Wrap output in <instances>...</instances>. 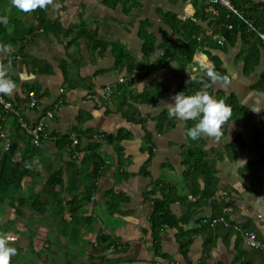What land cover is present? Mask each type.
Returning <instances> with one entry per match:
<instances>
[{
    "label": "crops",
    "instance_id": "crops-1",
    "mask_svg": "<svg viewBox=\"0 0 264 264\" xmlns=\"http://www.w3.org/2000/svg\"><path fill=\"white\" fill-rule=\"evenodd\" d=\"M137 2L123 13L119 5L108 8L101 0H56L60 7L50 6L46 11L51 29L23 33L18 54L17 47L6 38L14 34L15 21L21 23L19 30L24 32L31 25V14L17 10L11 0L3 4L0 0V16L8 17L2 39L0 23V45H12L11 54L0 53V57L6 64L10 62V76L17 84L11 96H3L29 124L37 120L45 106L53 105L45 135L36 154L31 155L33 165L44 172L60 168L63 181L71 173L72 161L78 168L89 169L80 163L88 153L89 139L76 137L78 150L72 153L58 151L53 145L54 139L72 131L80 117L84 118L78 124L80 131L87 129L91 135L116 136L119 129L127 134L118 142L97 144L95 152L101 157L102 171L89 197L90 203H83L76 211L89 216L90 223L79 226L80 237L75 243L71 244L58 232L59 219L65 218L68 206L56 214L58 208L51 204L44 216L26 206H17L14 211L11 208L14 215L0 223V233L12 237L11 246L18 252L10 264H264L260 251L245 247L237 234L219 227H203L199 221L226 208V218L254 230L256 238L264 241V48L257 46L256 63L245 68L240 56L248 44L236 35L233 44H224L223 49L198 47L183 68H178L172 59L159 67L156 60L161 51V33L167 39L178 40L174 44L178 49L190 29L187 25L183 31L179 25L193 23L200 29L195 38L200 39L210 33L215 9L206 0ZM251 2L256 13L264 12V0ZM141 21L148 23L145 30L153 37L152 51L147 56L141 55V39L137 35ZM168 21L173 27L168 26ZM260 26L264 28V15ZM77 28L96 39L118 43L133 58V72L142 62L144 76H125L124 68L114 70L108 48L91 49L84 37L71 40ZM210 39L222 41L217 35ZM205 52L216 56L226 80L213 83L198 71L201 63L209 61ZM204 78L212 88V95L221 92L243 109L223 126V136L218 142L205 137L194 140L205 163L213 170L215 181L210 197L202 195L201 177L183 175L181 154L189 144L184 121L176 119L175 125L163 133L154 131L155 117L161 110H167L165 102L172 103L171 96L179 93V80L196 85ZM128 79L133 96L156 84L165 94L158 95L155 103L127 99L129 107H122L130 113L127 115L130 119H124L108 97L111 88ZM32 85L41 94L36 109L26 105L31 92L26 95L25 88ZM145 130L152 134L149 157L142 141ZM25 139L22 133L14 132L10 117L0 108V148L4 143L14 142L12 151L17 157ZM115 144L121 148L119 157ZM109 194L117 197L113 200L115 206L111 205ZM61 196L66 199L69 194L62 192ZM164 196L171 198L167 203L169 217L173 218L169 219L170 226L151 222L154 202ZM120 197L124 199L117 202ZM50 212L55 213L53 218ZM97 234L113 239V244L103 249L91 247ZM186 241L182 252L180 243ZM103 243L95 246L103 247Z\"/></svg>",
    "mask_w": 264,
    "mask_h": 264
},
{
    "label": "trees",
    "instance_id": "trees-1",
    "mask_svg": "<svg viewBox=\"0 0 264 264\" xmlns=\"http://www.w3.org/2000/svg\"><path fill=\"white\" fill-rule=\"evenodd\" d=\"M229 1L236 14L222 8L217 4H211V6L215 9L214 19L210 24L211 31L209 34L202 36V38L200 39L195 38V35L200 32V29L191 22H187L185 24L181 23L179 25V27L183 29V31L184 28L187 27V25L190 27V29H188V34L187 36H185L184 43L180 42V47L178 49L174 47V44L178 40L167 39L161 33V51L156 60L158 66L161 67L167 60L172 59L177 64L178 68H183L184 65L190 61L191 55L198 49V47L208 46L210 48L214 47L223 49L224 44H233L236 39V35L239 36L240 40H242L243 42H247L248 44V47L245 50L244 54L240 56L243 67L249 68L253 66L256 63L257 46L259 45L264 48V45L258 40L255 32L251 29V27H253L257 31L264 32V28L260 26V22L262 20L264 12L258 10L256 13L255 6L254 4H252L251 0ZM3 2H6V0H1V4H3ZM101 3L108 8H113L114 6L119 5L120 10L123 13H127L131 7L138 4L137 0H101ZM46 11L47 9H38L32 12L31 25L28 26V28H26L27 30L25 29L24 32L22 30H19L21 28V23L17 21L14 22V34H9L8 36L10 37L6 38V40L9 41L13 46L17 47L16 52L18 54H21L20 52L22 50L23 33L28 34L33 30H42L43 32H45L46 30L51 29V24L46 18ZM171 20H173L174 22L173 16L171 17ZM167 23L170 28L173 27L169 21ZM227 25H229L230 27L227 28ZM147 26L148 23L146 21H141L138 24L137 30V35L141 39L140 51L141 55L143 56H147L152 51L153 45V37L145 30ZM4 32L5 25L1 23V39L3 38ZM212 35H217L219 38L221 37V44H218L217 42H215V40L211 41L210 37ZM79 37H84L88 44V47L91 49L103 50L104 48H108L109 54L113 57L112 68L114 70L118 71L121 68H124L125 76L133 75L138 78L144 76V73L142 72V62L136 65V71L133 72L132 68L135 67H133V58L128 55L118 43L96 39L92 34H83V31L77 28L75 35L71 38V40L75 41L76 38ZM222 44L223 46H221ZM205 54L207 55L209 61L214 64L216 71L222 76L226 77L222 73V69L219 68V60L216 58V56L211 55L208 52H205ZM122 80L119 82V84L110 89L111 93L109 94L108 98L112 106L115 107V110H119L124 119H130V117L127 116H130V113L126 111L127 109H124L122 107L124 105L125 107H129L127 99L132 98L133 100H135V102L155 103L158 95L164 96L165 94L162 88L158 84H156L151 86L143 94L133 96L128 89L131 80ZM206 82L207 80L206 78H204L196 85H193V83L180 79L177 85V91L184 92L186 95H190L203 87ZM25 89L26 95L28 94V92H32V96L35 99L36 105L39 106L38 97H41V94L38 93V89L33 85L28 86ZM208 91L212 94L211 87H209ZM214 96L218 99H225L226 103L232 107L233 115L231 119L242 113V107L239 106L231 97L225 98L223 97V94L221 92H216ZM46 109L52 110L53 105L50 104L48 106H45L40 114H42ZM7 116L10 117L11 123L12 125H14V132L22 133L24 137H26V139L24 140V145L17 157L14 156V151H12L11 153L9 152L8 147H4L3 145L0 148V202L4 201L10 208H13V211L17 206H26L30 210L37 211V213H39L41 216H44L45 209H47V207L51 204H53L55 207L57 206L58 210L55 211L56 214L60 212L59 210H61L63 206H68L66 207L67 211L65 218L63 219L61 217L59 219V225L61 229H59L58 232L61 235L65 236L67 241L71 244L75 243L80 237L79 226L90 223L89 216H81L76 213V211L79 210L80 206L83 203H90L89 197L91 196V193L94 192L96 187V179L102 171L101 157L95 152L98 146L97 144H99L100 142H105L108 144L118 142L127 135L126 131L119 129L116 136L101 133V137L95 140L94 138H92L91 131L88 132L87 129H83L80 131L78 124H81L84 118H77L76 126L71 127V130L76 133L77 139L78 137L83 136L85 139H89L91 141L90 146L87 148L88 153L86 154V156L80 159V163L83 166H89V169L85 170L86 168H78L75 165L74 161L71 160V173L63 181L61 178L60 168H57L55 171L50 170L44 172L43 169L37 168L35 165H33L31 155L36 154L37 146L34 147L30 145L27 136L19 129L15 116L8 112ZM175 122L176 118H168L167 110H161L155 117L154 131L156 133H163L172 128L175 125ZM194 123L195 122L191 120L184 121L185 135L187 129L189 127H192ZM68 133L69 132L63 133L58 138L53 140V145L58 151L67 150L69 153H72L75 149L78 150V143H76L73 148L70 147ZM142 138L145 146L144 149H146L147 155L149 157L152 153V134L149 131L145 130ZM187 139L189 141V144L181 154L182 163L185 166L183 175L192 178H194V176L196 175L201 177L203 180L202 195L204 197H210L213 193V190L210 188L214 186L215 181L212 174L213 170L208 164L205 163L200 147L194 142V140H191L188 137ZM114 148L117 156L119 157L121 148L117 144L114 145ZM62 192H64L65 194H69V197L64 199L61 196ZM109 195L110 197L108 198L112 203L110 204L115 206L113 200H115L117 197L114 194ZM122 199H124V197H120L117 202L121 201ZM169 201H171V198H166V196H164V198H161L154 202V216L151 220L152 223L166 224L169 226L172 225L169 219H172L171 221H173V218L169 217L167 211V203ZM49 215L50 217H52L55 215V213L50 212ZM226 219L229 221V223H234L228 218ZM201 225L203 227L206 226L207 228H212L207 225ZM214 227H219L221 229L231 231V228L229 227H222L220 225H216ZM98 242L105 243H103V247L95 246L96 244H98ZM186 243L187 241L183 244L180 243L182 252L184 251ZM112 244L113 239H110L106 235L101 236L97 234L94 239V244L91 243V247L103 249ZM89 259L93 261L92 257ZM87 264L94 263L87 262Z\"/></svg>",
    "mask_w": 264,
    "mask_h": 264
},
{
    "label": "clouds",
    "instance_id": "clouds-1",
    "mask_svg": "<svg viewBox=\"0 0 264 264\" xmlns=\"http://www.w3.org/2000/svg\"><path fill=\"white\" fill-rule=\"evenodd\" d=\"M17 10L31 14L36 10H46L48 7L59 8L56 0H11ZM0 23L7 25L8 17L0 16ZM12 45H0V53L11 54ZM11 64L5 63L0 57V95L11 96L16 87V82L10 76ZM198 71L204 74L209 81L215 83L227 78L218 73L211 61L201 63ZM195 77H190L194 79ZM205 83L203 87L193 94L184 92L171 96L172 103H166L169 119L176 118L180 121H194V125L186 131V136L192 140L201 137L219 141L223 136V126L233 115L232 107L223 98H216ZM12 239L5 233H0V264H10L12 257L18 254L17 249L11 246Z\"/></svg>",
    "mask_w": 264,
    "mask_h": 264
},
{
    "label": "built area",
    "instance_id": "built-area-1",
    "mask_svg": "<svg viewBox=\"0 0 264 264\" xmlns=\"http://www.w3.org/2000/svg\"><path fill=\"white\" fill-rule=\"evenodd\" d=\"M206 2L210 5L217 4L222 8L236 14L229 0H206ZM226 27L229 28L230 26L227 25ZM251 29L255 32V35L258 38V40L264 45V32L257 31L253 27H251ZM216 42L218 44H221L222 41L221 39H217ZM104 91L107 92L108 87H105ZM26 105L29 108H37V105L35 104V99L32 96V92L29 93V100L27 101ZM0 107L2 108L3 111L11 113L12 115L15 116L19 129L27 136L30 145L34 147L38 146L41 138L45 135V128L47 126V122L52 118V111L44 110L36 121L29 124L25 121V119H23L19 111L12 105L10 100H8L3 95H0ZM100 135L101 134L98 135L94 134L92 135V138L94 139L100 138L101 137ZM68 139L70 140L71 145L76 144L77 142L75 133L73 131H70L68 133ZM7 145L8 143H4V147H7ZM224 210H226V208H224L221 213L215 216L202 217L200 219V223L203 225H207L209 227L220 225L222 227L231 228V231L238 235L241 243L245 247L249 249L259 250L261 253V259L264 260V241H259L256 238V233L254 230L244 228L235 222L229 223V221L225 217Z\"/></svg>",
    "mask_w": 264,
    "mask_h": 264
},
{
    "label": "rangeland",
    "instance_id": "rangeland-1",
    "mask_svg": "<svg viewBox=\"0 0 264 264\" xmlns=\"http://www.w3.org/2000/svg\"><path fill=\"white\" fill-rule=\"evenodd\" d=\"M24 208L26 209V207H24ZM1 211H2V214H4V216H1ZM31 213L36 215L34 212H31ZM13 215L14 214H13L11 208L9 206H6V204H4V201L0 202V223H1V220L6 219L10 216L12 217Z\"/></svg>",
    "mask_w": 264,
    "mask_h": 264
},
{
    "label": "water",
    "instance_id": "water-1",
    "mask_svg": "<svg viewBox=\"0 0 264 264\" xmlns=\"http://www.w3.org/2000/svg\"><path fill=\"white\" fill-rule=\"evenodd\" d=\"M13 146H14V142H9L8 145H7L8 150H9L10 153L12 152Z\"/></svg>",
    "mask_w": 264,
    "mask_h": 264
}]
</instances>
